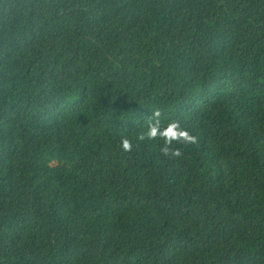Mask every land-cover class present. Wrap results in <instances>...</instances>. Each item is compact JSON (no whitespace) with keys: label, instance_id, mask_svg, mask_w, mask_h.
Returning <instances> with one entry per match:
<instances>
[{"label":"trees","instance_id":"1","mask_svg":"<svg viewBox=\"0 0 264 264\" xmlns=\"http://www.w3.org/2000/svg\"><path fill=\"white\" fill-rule=\"evenodd\" d=\"M0 264H264V0H0Z\"/></svg>","mask_w":264,"mask_h":264},{"label":"clouds","instance_id":"2","mask_svg":"<svg viewBox=\"0 0 264 264\" xmlns=\"http://www.w3.org/2000/svg\"><path fill=\"white\" fill-rule=\"evenodd\" d=\"M137 144L146 141H159V151L166 157H179L182 155L180 147L174 145L188 146L197 142V137L181 126L178 120L168 121L163 124L161 112L154 109L146 119L145 130L135 136ZM119 149L123 153H131L134 150L133 140L127 136L120 139Z\"/></svg>","mask_w":264,"mask_h":264}]
</instances>
